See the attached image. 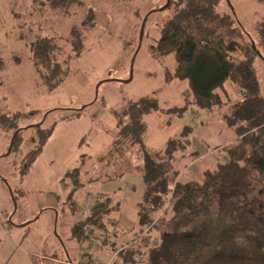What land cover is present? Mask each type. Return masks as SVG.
<instances>
[{
  "label": "rangeland",
  "instance_id": "1",
  "mask_svg": "<svg viewBox=\"0 0 264 264\" xmlns=\"http://www.w3.org/2000/svg\"><path fill=\"white\" fill-rule=\"evenodd\" d=\"M79 1L61 11L52 9L47 0H0V61L5 65L0 69V109L10 114L38 111L25 118V128L45 122L48 112L53 113L43 127L59 116L55 110L86 107L78 119L57 124L22 180L20 167L12 169V164L35 148L36 132H22L23 149L2 158L14 131L0 128V264H58L54 259L66 261L68 257L78 264H92L91 259L118 264L123 259L119 255L135 244L145 245L135 253L138 261L145 262L149 251L164 244V233L172 230L173 203L182 192L174 184L161 212L150 214L148 224H140V203L146 193L143 175L135 169L141 164L140 155L151 156L164 149L188 127L192 145L180 163L178 180L189 182L213 169L224 160L227 149L235 146V133L224 115L231 103L242 98L240 89L226 82L227 92L221 91L225 105L202 108L189 81L175 76L174 55L152 53L160 38L159 26L171 15L169 0ZM219 8L234 15L237 26L245 29L244 39L259 50L255 66L264 96V41L259 31L264 1L221 0ZM149 15L141 39V25ZM74 29L81 32L80 40L71 38ZM44 37L60 40L65 55L56 57L69 70L51 91L41 75L43 70L33 61V47ZM141 99L150 109L143 119L147 130L130 145L127 158L115 156L111 149L116 137L126 131L118 121L127 118L124 112L131 101ZM195 152L197 158H190ZM80 166L82 183L78 186L70 173ZM118 172L114 179L106 176ZM99 195L119 210L105 219L107 229L87 227L86 241L79 245L72 238V227L77 217L88 221L93 198ZM207 206L214 212L208 217L210 223L197 224L196 231L209 236L217 251L229 252L238 231L235 220L218 214L216 203ZM205 224H210L209 230Z\"/></svg>",
  "mask_w": 264,
  "mask_h": 264
},
{
  "label": "trees",
  "instance_id": "2",
  "mask_svg": "<svg viewBox=\"0 0 264 264\" xmlns=\"http://www.w3.org/2000/svg\"><path fill=\"white\" fill-rule=\"evenodd\" d=\"M47 1L52 9L61 11L69 4L80 3L79 0ZM220 4L221 0H169L167 9L171 10V15L159 26L160 38L153 45L152 53L160 57L174 55L177 60L175 76L189 81L193 97L202 108H222L225 105L221 91L227 92L226 82L240 89L242 98L231 103L228 113L224 115L235 133V146L227 149L224 160L213 169L204 171L198 180L189 182L178 180L182 172L180 163L192 145L188 127L176 139L170 140L164 149L154 151L151 156L146 152L140 155L141 164L135 169L143 175L146 186L145 196L140 203L143 216L140 224H148L146 220L150 214L161 212L174 184L177 191L182 193L177 194L178 202L173 203L175 221L170 228L172 230H165L164 244L149 251L145 262L138 261L135 255L145 249V245L135 244L130 250L120 252L119 257L122 256L123 262L119 260L118 264H264V96L255 66L258 54L252 42L247 43L244 39V27L237 26L238 20L233 14L223 13ZM259 31L264 41V16ZM80 35L81 32L74 29L71 38L80 40ZM57 55L64 56L65 53L56 37L40 38L33 47V61L43 70L41 75L50 91L69 75V70L58 62ZM4 67L3 61H0V69ZM149 112L146 100L128 104L124 112L127 118L118 121L126 127V131L122 130L121 138L116 137L111 149L115 156L127 158L132 152L130 145L135 144L138 135L141 138L147 130L143 119ZM37 113L10 114L0 109V128L15 133L26 117ZM83 113L78 110L62 111L49 127H43V123L31 129L37 135L32 139L35 148L26 153L22 161L16 158L12 164V169L20 167L21 180L42 153L57 124L76 120ZM22 134H18L10 155L14 154L15 149H23L25 139ZM247 143L251 147H245ZM195 153L190 158H197L198 153ZM81 170L80 166L70 173L78 186L82 183L79 178ZM119 174L106 176L114 179ZM103 197L99 195L93 198L88 221H81L77 217L72 227V238L79 245L86 241L87 227L107 229L106 220L119 210V206H111L107 199H101ZM17 199L18 196L14 195V200ZM209 202L216 203L218 214L235 220L234 229L238 228V231L235 233V245L230 247L231 254L217 251L209 236L196 231L197 224L210 223L208 217L214 212L208 208ZM148 208L151 210L148 211ZM209 225L203 226L209 230ZM115 227L114 233L117 235L119 226ZM218 230L216 227L215 231ZM238 233H242L241 237ZM79 262L74 261L76 264Z\"/></svg>",
  "mask_w": 264,
  "mask_h": 264
},
{
  "label": "water",
  "instance_id": "3",
  "mask_svg": "<svg viewBox=\"0 0 264 264\" xmlns=\"http://www.w3.org/2000/svg\"><path fill=\"white\" fill-rule=\"evenodd\" d=\"M168 4H169V2H168ZM232 11H233V9H232ZM151 14H153V13L151 12L150 15H151ZM150 15H149L146 19H144V22H143L142 25H141V39H143V37H144L146 23H147V20L150 18ZM252 47H253V49L257 52L258 56L260 57L261 54H260V52H258V51L256 50V45H255L254 42H252ZM85 109H86V107L81 108V109H71V110H78V111L83 112V111H85ZM44 119H45V117H44ZM39 125H40V124H38V125H34V126H39ZM31 127H32V126L25 127V128H20L19 130H17V131L14 133V135H13V137H12V140H11V143H10V146H9V149H8L7 153H6L3 157H8V156L11 154L12 149H13V145H14V143H15V140H16L18 134H20L21 132H23V131H25V130L30 129ZM56 232H57V231H56ZM56 235L58 236V233H56ZM68 258H70V257H68ZM69 261L72 262V259H69Z\"/></svg>",
  "mask_w": 264,
  "mask_h": 264
},
{
  "label": "clouds",
  "instance_id": "4",
  "mask_svg": "<svg viewBox=\"0 0 264 264\" xmlns=\"http://www.w3.org/2000/svg\"><path fill=\"white\" fill-rule=\"evenodd\" d=\"M144 34H145V33H144ZM68 110H71V109H68ZM68 110H57V111L55 110V112L57 113V112L68 111ZM73 111H77V110H73ZM83 112L85 113V111H83ZM52 113H53V112H48V113L46 114V116H45V122H46L47 118H48ZM84 113H83V114H84ZM45 122L40 123V125L43 124V123H45ZM40 125H39V126H40ZM33 127H37V126H32L30 129H32ZM21 128H23V127H21ZM30 129H28V130H30ZM25 131H26V130H25ZM23 132H24V131H23ZM12 137H13V136H12ZM11 140H12V139H11ZM2 158H4V157H2ZM0 159H1V158H0ZM89 197H90V196H89ZM90 201H91V197H90ZM89 203H90V202H89ZM69 259H71V258H68V260H69ZM73 263H74V262H73V259H72V262L69 261V264H73Z\"/></svg>",
  "mask_w": 264,
  "mask_h": 264
},
{
  "label": "crops",
  "instance_id": "5",
  "mask_svg": "<svg viewBox=\"0 0 264 264\" xmlns=\"http://www.w3.org/2000/svg\"><path fill=\"white\" fill-rule=\"evenodd\" d=\"M54 134V133H53ZM71 258V257H70ZM72 259V258H71ZM55 261H57V262H55V263H58V264H69V261L68 260H63V259H54ZM105 261H106V259H105ZM74 262V261H73ZM76 264V263H75Z\"/></svg>",
  "mask_w": 264,
  "mask_h": 264
},
{
  "label": "built area",
  "instance_id": "6",
  "mask_svg": "<svg viewBox=\"0 0 264 264\" xmlns=\"http://www.w3.org/2000/svg\"><path fill=\"white\" fill-rule=\"evenodd\" d=\"M90 202V201H89ZM136 243V242H135ZM131 247V246H130ZM92 260V264H101L100 261L98 259H91ZM87 264V263H86Z\"/></svg>",
  "mask_w": 264,
  "mask_h": 264
}]
</instances>
